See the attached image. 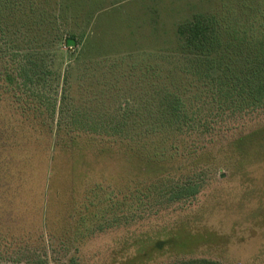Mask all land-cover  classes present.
I'll use <instances>...</instances> for the list:
<instances>
[{"label":"rangeland","instance_id":"rangeland-1","mask_svg":"<svg viewBox=\"0 0 264 264\" xmlns=\"http://www.w3.org/2000/svg\"><path fill=\"white\" fill-rule=\"evenodd\" d=\"M238 6L0 0V47L36 93L28 106L0 97V264H264V99L233 116L237 93L219 92L256 67L234 47L192 53L180 35L196 15L225 29ZM165 62L187 86L180 131L169 84L142 79ZM113 120L129 134L105 133ZM192 183L196 196L172 199Z\"/></svg>","mask_w":264,"mask_h":264},{"label":"trees","instance_id":"trees-1","mask_svg":"<svg viewBox=\"0 0 264 264\" xmlns=\"http://www.w3.org/2000/svg\"><path fill=\"white\" fill-rule=\"evenodd\" d=\"M254 3H249L248 0H238V12L237 18L230 21H224L225 29L221 28L222 24L220 21L216 22V18L212 15L209 16H201L196 15L188 26L182 28L180 30V35H182L185 39V46L192 53L196 54H205L211 48L216 47H224L226 51L229 48L234 47L237 49V52L246 51L243 59L248 60L249 66L256 67L253 74L246 82H243L241 79H237L235 83L236 86L231 89L223 90L221 88L222 96L221 98H227L229 94L237 93V98H239V106H237V102L232 110L233 116H237V113L246 112L247 108H252V110L247 111L253 112L256 110L259 104L263 103L264 99V0H255ZM228 34L229 39L225 41V35ZM12 58V62L9 60ZM15 55L7 54L3 51V48L0 47V97L1 95L8 94L11 98L20 97L23 98L24 105L30 102L31 98H35V92L30 89L28 82H30L28 70L23 68H16L14 64ZM170 63V62H169ZM168 63H161L156 67L145 66V72L142 73V79L149 80L147 73L152 71V79L154 82H159V78L161 80L167 82L169 84V89L173 92V95H176V99L173 96L172 108L170 111L175 116L174 123H177V131H180V125L185 124L189 126L188 114H184V117L181 118V113L183 112V104L182 98L178 95L183 91L187 86H184L180 83L181 75L176 71V68H168ZM170 66V65H169ZM226 72V71H225ZM224 73V72H223ZM253 76V77H252ZM232 79L233 77H227ZM193 80L189 83V86H192ZM249 82L250 85L246 87L245 92V84ZM219 89V88H218ZM175 90V91H172ZM170 91V90H169ZM188 90L186 89V94ZM247 93V94H245ZM246 95V96H244ZM247 99H251V103H246ZM123 103L125 105H129L131 101L127 99H123ZM259 103L258 105H256ZM264 106V103L261 104ZM260 107V106H259ZM221 108V107H220ZM197 114L201 115L202 113L197 110ZM195 115V113L192 112ZM204 115V114H203ZM219 115V116H218ZM216 117L218 120H221L224 115L219 113ZM171 116V115H170ZM86 121V120H85ZM112 124H115V127H111V130L106 131L105 133L110 134L111 136H119L125 137V135L129 134L127 129H124L127 124L125 122H116L113 120ZM94 126H98V123L93 124ZM96 128V127H95ZM97 129V128H96ZM96 129H92V132H96ZM208 130L214 129L207 128ZM197 131V129H196ZM127 132V133H126ZM188 132V131H187ZM78 155L76 151H71V155ZM140 160L139 153L137 154ZM137 160V159H136ZM140 162V161H139ZM143 162V159H142ZM76 163V162H73ZM144 163V162H143ZM155 166H158V163L155 161ZM77 164V163H76ZM142 167V169H141ZM141 174L146 170L142 163L140 165ZM75 170V167H74ZM177 191L172 193V199L181 198L184 196L194 197L199 192L200 186L197 183H192L185 185L184 187L176 188ZM180 264H218L214 261H209L206 259L200 260H191L187 262H182Z\"/></svg>","mask_w":264,"mask_h":264}]
</instances>
